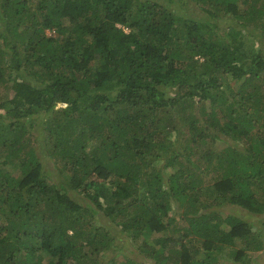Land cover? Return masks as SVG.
I'll use <instances>...</instances> for the list:
<instances>
[{
    "label": "trees",
    "instance_id": "16d2710c",
    "mask_svg": "<svg viewBox=\"0 0 264 264\" xmlns=\"http://www.w3.org/2000/svg\"><path fill=\"white\" fill-rule=\"evenodd\" d=\"M1 83L0 264L264 249V0H0Z\"/></svg>",
    "mask_w": 264,
    "mask_h": 264
},
{
    "label": "rangeland",
    "instance_id": "374dc122",
    "mask_svg": "<svg viewBox=\"0 0 264 264\" xmlns=\"http://www.w3.org/2000/svg\"><path fill=\"white\" fill-rule=\"evenodd\" d=\"M187 4L188 5L184 4V5L180 6L179 10L180 11L183 10V11H187V12L193 11V13H198L199 10L197 7L193 6V4H191V3H187ZM170 6L172 7L174 5H170ZM223 21L225 22V20H223ZM227 36L230 39H233V37L235 36V33L233 32V27H231L230 29L228 28ZM2 85H3V83L0 84V96L4 95V93H3L4 87ZM251 219H254L256 225H260V222L255 217H252ZM119 241H122L124 244L127 245V247L132 246V244H131L132 242H124L123 240H120V239H119ZM127 247L114 245V246L110 247L108 250L104 251V258L105 259H111L112 257L116 256V254L118 252H122L124 254H128L130 252V254L133 253L132 255H134L135 257L136 256L141 257V255L139 253H136L134 251L132 252V249L134 247H132L130 249H127ZM251 254H252V259H251V262L249 264H262L264 262V249L261 251L252 252ZM117 255H119V254H117Z\"/></svg>",
    "mask_w": 264,
    "mask_h": 264
}]
</instances>
